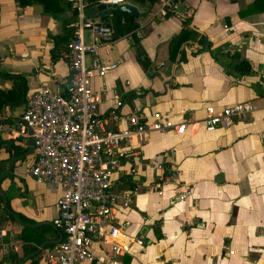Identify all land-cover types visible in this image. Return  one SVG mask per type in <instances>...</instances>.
I'll return each mask as SVG.
<instances>
[{
    "label": "crops",
    "instance_id": "0c3cea01",
    "mask_svg": "<svg viewBox=\"0 0 264 264\" xmlns=\"http://www.w3.org/2000/svg\"><path fill=\"white\" fill-rule=\"evenodd\" d=\"M163 1L143 6L136 19L138 42L127 34L99 47V55L115 64L92 79L103 116L110 111L123 116L136 107L148 120L158 111L185 124L182 133L153 131L139 139V165L126 164L113 182V190L131 194L132 203L116 210L115 228L106 241L127 248L122 264H264V0H174L183 9L178 12L175 6L161 16ZM63 6L61 15L70 17L72 4ZM185 18L208 38L210 48L192 55L186 47L187 60L178 62L169 57V41ZM62 33V22L45 13L40 2L20 6L17 0H0V70L23 77L0 75V90L8 92L23 82L27 93L67 77L63 47L57 59L51 57L50 36ZM86 38L91 39L88 31ZM136 47L145 52L148 67L139 62ZM241 59L251 64L249 73L229 67ZM10 97L0 98V122L16 121L24 108V96L19 101ZM240 101L252 102L254 111L229 128H204L207 106L218 111ZM163 152L169 153V169L178 171L175 182L164 183L167 172L157 168ZM7 157L0 146V170L7 167ZM29 161L15 166L13 178L0 184L12 210L49 225L44 222L57 217L61 189L35 182L27 171ZM180 186L190 192L177 200ZM4 224L19 236L17 224ZM46 235L58 238L52 226ZM24 244L12 254L22 257ZM108 247L95 243L92 249ZM9 254L0 249L2 264H12ZM32 262L44 264L42 254Z\"/></svg>",
    "mask_w": 264,
    "mask_h": 264
},
{
    "label": "built area",
    "instance_id": "2783aa9c",
    "mask_svg": "<svg viewBox=\"0 0 264 264\" xmlns=\"http://www.w3.org/2000/svg\"><path fill=\"white\" fill-rule=\"evenodd\" d=\"M77 19L71 23V37L65 50L69 74L58 83H42L24 96V108L14 122H0V137L20 138L27 145L34 141L33 155L27 165L38 184L59 187L58 215L53 224L61 232V240L43 247L44 264H122L126 247L107 242L106 236L115 228L113 215L132 203V195L113 190V182L126 164L139 165V139L153 131L182 133L185 124H175L155 111L151 120L136 107L121 116L110 111L103 116L99 110L101 96L92 89V79L115 68L99 55L101 45L115 38L111 24L100 16H85L84 10L105 3L118 5L131 0H71ZM174 0H164L158 12L165 16L175 9ZM86 31L90 40L86 38ZM118 101L117 105L121 106ZM254 111L250 101L235 102L216 111L206 107L203 126L207 130L229 128L235 120ZM124 121V126L120 122ZM112 122L115 126H110ZM157 168L167 172L165 182H175L178 171L167 164L169 153L163 152ZM133 171V170H132ZM182 187V186H180ZM181 189V188H180ZM190 190L182 187L175 199H185ZM158 193H162L160 189ZM141 245L140 239L136 240ZM23 241L10 225L0 226V249L14 253ZM95 243H109L100 252Z\"/></svg>",
    "mask_w": 264,
    "mask_h": 264
},
{
    "label": "trees",
    "instance_id": "16d2710c",
    "mask_svg": "<svg viewBox=\"0 0 264 264\" xmlns=\"http://www.w3.org/2000/svg\"><path fill=\"white\" fill-rule=\"evenodd\" d=\"M96 1L97 0H87L89 6H93L96 3ZM175 1L178 2L179 0H175ZM17 2L20 6H25L33 2H40L42 4L43 11L45 13L52 15L55 19L60 20L62 22L63 33L50 36V38L53 40L51 46V57L52 60L57 59L60 53V49L58 47L60 45V47H63V49L66 50L67 44L69 42V39L73 31V28L70 26V24L75 22L77 19V11L73 7H72L73 12L70 17H65L61 15L65 10L63 3H66V5L71 7L72 4L71 1L17 0ZM131 2L141 7H143L145 3H148V8H151L153 5H155L157 0H131ZM147 9H145V11H147ZM102 18L108 21L113 27L115 38L130 34L133 40L135 41V43L138 42V38L136 36V30L138 29L139 26L136 21L137 16L128 12L121 11L118 7H116L113 8L109 14L104 15ZM188 23H189V18L183 19L181 22V29L169 41V57L171 59L177 58L178 62H185L187 60V54L185 51L186 47L192 48L190 52L192 55H196L202 50L210 48V41L208 40V38L203 33L189 26ZM136 50H137L136 54H137V58L139 59V62L144 67H148L150 65V61L147 58L145 52L139 47H136ZM237 55H238L237 53L230 54L231 58L238 57ZM229 67L238 70L241 73H249L251 70V64L246 59H241L238 63H234L231 65L229 64ZM0 75H5L7 77L23 78L22 76L10 75L9 73L3 72L1 70H0ZM25 91H26V87L25 84L22 82L20 85L16 87V89H12L8 92H2L0 90V98L2 101L3 100L6 101L11 98L10 96H14V98H17V100L19 101L23 96H25L26 93ZM0 146H5L8 152V157L5 159L6 164L8 163L10 157L20 155L27 150V145L21 142L20 140H18V138L13 139L10 142H6L0 139ZM26 158L18 160L15 163L14 168L19 161H23ZM4 170L5 168L0 170V173L3 172ZM14 175L15 174L13 169L7 176L2 178L1 181L5 178L12 179ZM7 205L9 208H11L10 198L8 196H7ZM0 208L2 210V213L0 214V226L4 225V223L6 222H10L13 224H17L21 229L19 238L25 243L23 246L24 248L23 256L19 258L16 256V254H12V253L8 255V258L12 264H18L26 255L34 252L45 239H48L46 234L51 230V226L44 224L37 227H33V226H22L18 224L13 219V217L9 215L6 212V210L3 208L1 194H0ZM14 212L21 221L26 223H34L33 220L29 219L22 213L17 211ZM52 245H53L52 243H48L45 247ZM33 257L34 256L26 259L22 264H32ZM0 264L2 263L0 262Z\"/></svg>",
    "mask_w": 264,
    "mask_h": 264
},
{
    "label": "water",
    "instance_id": "95a60500",
    "mask_svg": "<svg viewBox=\"0 0 264 264\" xmlns=\"http://www.w3.org/2000/svg\"><path fill=\"white\" fill-rule=\"evenodd\" d=\"M116 7H118L121 11L131 13V14H133L135 16H139L143 12V7L135 5L132 2L127 1V2H124V3H120L118 5H110V4L101 3V4H98L95 7L86 8L84 10V15L88 16V17L89 16H100V17H103L104 15L109 14L110 11L113 8H116ZM182 9H183V5L182 4H178L176 6V10L178 12H180ZM33 150H34V141H33V139L31 137H29L28 138V142H27V150L24 153L20 154V155L12 156V157L9 158L7 167L5 168V170L3 172L0 173V182H1L2 178L7 176L14 169V165H15V163L18 160H21L23 158H26V157L30 156L33 153ZM0 194H1V197H2V206H3V208L6 210V212L9 215H11L13 217V219L18 224H20L22 226H33V227H37V226H40V225L43 224L42 222L26 223V222L21 221L17 217V215L15 214L14 210H12L11 208L8 207V205H7V195H6L5 191L3 190V188L1 187V184H0ZM44 223H48L49 225H51L57 231L58 238H56V239H49V238L45 239L38 246V248L34 252L26 255L18 264H22L26 259L37 255L41 251V249L43 247H45L48 243L54 244V243H57V242H59L61 240V238H62L61 232L55 227V225L52 222H44Z\"/></svg>",
    "mask_w": 264,
    "mask_h": 264
},
{
    "label": "rangeland",
    "instance_id": "374dc122",
    "mask_svg": "<svg viewBox=\"0 0 264 264\" xmlns=\"http://www.w3.org/2000/svg\"><path fill=\"white\" fill-rule=\"evenodd\" d=\"M32 155H33V154H31V155H30V156H28V157H29V158H32ZM28 157H27V158H28ZM27 158H26V159H27ZM22 162H23V161H19V162L17 163V165H16V166H22Z\"/></svg>",
    "mask_w": 264,
    "mask_h": 264
}]
</instances>
